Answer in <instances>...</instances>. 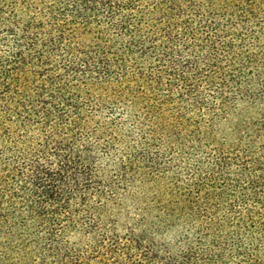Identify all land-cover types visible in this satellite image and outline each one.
Listing matches in <instances>:
<instances>
[{
    "label": "trees",
    "instance_id": "trees-1",
    "mask_svg": "<svg viewBox=\"0 0 264 264\" xmlns=\"http://www.w3.org/2000/svg\"><path fill=\"white\" fill-rule=\"evenodd\" d=\"M0 264H264V0H0Z\"/></svg>",
    "mask_w": 264,
    "mask_h": 264
},
{
    "label": "rangeland",
    "instance_id": "rangeland-1",
    "mask_svg": "<svg viewBox=\"0 0 264 264\" xmlns=\"http://www.w3.org/2000/svg\"><path fill=\"white\" fill-rule=\"evenodd\" d=\"M143 194L138 195V200H141L144 206H146L147 220L149 225L153 227H147L149 239L155 241L160 246L162 244H168L170 251L173 254L180 252L179 246L177 245V239L183 231V226H165L169 225L171 221H166L167 214L166 210H169L173 206L174 198L169 196L163 188H155L154 186H147L142 190ZM140 198V199H139ZM134 213V211H133ZM162 215L165 220V224L158 228V216ZM160 226V225H159ZM71 240H77L78 237L72 236Z\"/></svg>",
    "mask_w": 264,
    "mask_h": 264
}]
</instances>
